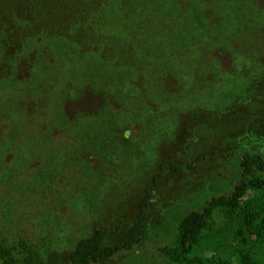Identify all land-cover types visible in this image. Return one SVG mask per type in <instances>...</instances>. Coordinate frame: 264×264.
Here are the masks:
<instances>
[{
	"label": "trees",
	"instance_id": "16d2710c",
	"mask_svg": "<svg viewBox=\"0 0 264 264\" xmlns=\"http://www.w3.org/2000/svg\"><path fill=\"white\" fill-rule=\"evenodd\" d=\"M237 64L256 72L229 108L263 102L264 0H0V264H47L46 238L31 227L72 182L83 185L68 192L90 201L83 208L94 214L67 264H103L145 244L149 221L159 218L148 211L154 185L165 169L198 167L204 154L197 147L206 132L217 135L213 115L224 112L175 103L212 89ZM172 116L178 125L169 142L179 129L187 135L174 155L144 164L130 232L109 241L123 221L94 217L93 190L112 166L138 161L141 137ZM242 116L234 123L255 119ZM231 126L220 142L240 133ZM153 248L162 264H264L262 155L243 151L230 191L205 197L168 244Z\"/></svg>",
	"mask_w": 264,
	"mask_h": 264
},
{
	"label": "rangeland",
	"instance_id": "374dc122",
	"mask_svg": "<svg viewBox=\"0 0 264 264\" xmlns=\"http://www.w3.org/2000/svg\"><path fill=\"white\" fill-rule=\"evenodd\" d=\"M255 72L256 70L252 68L249 73H245L237 64L236 69L232 73L223 75L221 83L216 84L212 89L203 88L175 103V106L181 109L190 106L199 107L206 110V113L223 110L222 115H213L212 127H215L218 136L205 133L202 145L197 147L200 154H204V159L195 170L184 169L182 172H175L165 169L162 173L160 180L152 189L153 197L148 207V211L153 215L158 214L159 218L153 217L149 221L146 243L135 245L133 249L124 251L103 264H162L163 257L153 247L168 244L179 220L188 211L199 208L205 197L230 191L238 176L240 154L246 150L260 153L264 158V116L262 115L264 101L251 100L244 105L237 103L238 105L229 108ZM244 111L254 115L255 119L239 120L237 124L234 123L238 118H244L242 116ZM160 123L155 122L152 132L141 137L138 152L134 156H137V160L142 163L138 164L136 159H132V165H124L116 170H113L114 166H112L109 169L112 175L107 176L103 184L97 185L93 190L92 195H95L99 203L94 217L98 214V219L106 223L114 217L123 221L121 231L117 235L112 233L109 241L125 237L130 232L131 211L137 198L142 194L137 186L139 176L147 173L148 164L159 160L162 154L174 155V150L179 149V141L187 135L184 129H179L180 132L176 134L177 138L179 137L177 142H169L174 136L178 118L172 116V119H161ZM227 124L232 125L234 132L238 129L240 133L235 136V140L220 142L224 136L223 130H228ZM235 124L236 127L233 126ZM212 127L208 126L209 129ZM159 143H162L164 148H161L162 145L160 146ZM211 149L216 151L214 156L209 155ZM196 153L194 149L185 158L193 159ZM155 173L156 171L152 174ZM147 178H150V175ZM140 182L143 186L146 183L145 177L141 178ZM76 184L83 185L72 182L67 186H61L58 206L46 213H40L37 217L42 223L36 228L31 227V230H36L38 235L46 238L42 253L47 264H67L71 243L79 237L81 230H84L85 225L91 220V214H94L93 209L83 208V204L90 205V201H82V197L73 192ZM68 188H73V193H69ZM53 197L54 195L51 199ZM45 214L49 216L44 221ZM213 218L216 225L220 223L218 215Z\"/></svg>",
	"mask_w": 264,
	"mask_h": 264
}]
</instances>
